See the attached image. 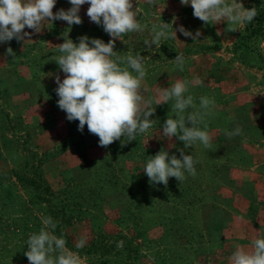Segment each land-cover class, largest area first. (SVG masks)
Instances as JSON below:
<instances>
[{
    "label": "rangeland",
    "instance_id": "374dc122",
    "mask_svg": "<svg viewBox=\"0 0 264 264\" xmlns=\"http://www.w3.org/2000/svg\"><path fill=\"white\" fill-rule=\"evenodd\" d=\"M238 2L258 15L226 32V23L206 25L180 0H133L145 31L127 34L114 48L121 56L145 57L146 99L178 79L203 81L188 94L197 107L201 96L215 100L211 150L163 137L164 122L176 115L171 102H154L153 126L124 146L100 147L87 125L81 133L79 121L66 119L55 92V74L61 80L64 74L53 60L62 33L69 31L76 43L83 35L111 39L90 22L88 4L81 7V25L45 21L29 41L0 43V264H29L26 240L46 216L58 222L54 234L64 236L83 264H231L237 245L250 251L253 239L264 238V0ZM70 7L57 0L53 12ZM163 22L202 35L194 41L177 31L178 40L149 50L144 40ZM177 54L185 57L183 72L175 67ZM236 127L242 135H225ZM162 149L178 158L180 149L192 155L196 175L186 174L182 184L169 178L167 187L149 184L143 169ZM81 238L86 244L77 249Z\"/></svg>",
    "mask_w": 264,
    "mask_h": 264
},
{
    "label": "clouds",
    "instance_id": "9594fccd",
    "mask_svg": "<svg viewBox=\"0 0 264 264\" xmlns=\"http://www.w3.org/2000/svg\"><path fill=\"white\" fill-rule=\"evenodd\" d=\"M71 7L61 8L55 13L57 0H0V43L31 40L34 33L42 31L45 21H64L71 29L73 25L83 23L79 15L81 7L88 4L86 15L90 22L103 28L110 36L105 43L98 38L87 35L78 37V43L69 38V31L62 33L64 42L56 45L60 55L53 59L63 72L55 74L57 105L66 113V119L79 121L78 131L83 133L85 125L89 133L99 138L98 145L107 148L116 141L121 146L136 140L137 136L146 133L154 123L149 119L155 113L156 105L171 102L175 118H167L162 127L163 137H173L182 141L184 148L197 142L207 150L212 149L213 136L208 131V120L214 116L215 100L207 96L199 98V106L189 93V86L203 84L198 77L189 80H177L167 88L159 87L157 97L145 98L144 79L147 75L144 58L139 53L135 56H121L114 51L117 40L123 41L129 33L145 31L137 18L133 0H68ZM154 4L155 0H147ZM182 6L191 5L193 16L206 25L226 23V32H235L251 24L258 15L257 8L246 9L238 0H180ZM169 23L153 24L150 30L151 39H145L144 45L151 50L152 45L161 46L162 40L177 39V31L186 38L199 40L202 33L185 29L183 25L173 30ZM25 28L32 32L25 31ZM218 34V33H217ZM28 37L29 39L25 40ZM8 55L15 56L8 47ZM175 67L184 71L185 57L177 54L173 60ZM135 73V75L133 74ZM193 111H187L188 109ZM191 126H187V125ZM203 126V127H201ZM229 138L242 135V129L225 130ZM124 138L123 140L121 138ZM180 158L169 155L167 150H160L149 156L143 169L149 178V184H163L167 187L169 178H175L182 184L187 176L196 175L195 165L198 160L185 154L180 149ZM187 174V176H186ZM43 227L38 233H32L26 240L27 251L24 255L29 264H83L78 252L67 247L63 235H55L58 222L51 216L42 217ZM86 239L81 238L75 247L81 249ZM123 241L116 242L118 249L123 248ZM231 264H264V238L252 240L251 250L237 245L229 257Z\"/></svg>",
    "mask_w": 264,
    "mask_h": 264
}]
</instances>
